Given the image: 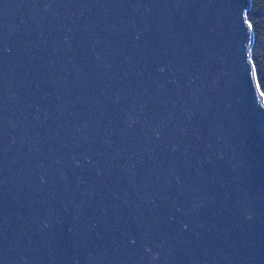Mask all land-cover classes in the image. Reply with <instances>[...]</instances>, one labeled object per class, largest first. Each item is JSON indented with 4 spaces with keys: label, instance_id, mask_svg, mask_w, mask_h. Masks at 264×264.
<instances>
[{
    "label": "water",
    "instance_id": "1",
    "mask_svg": "<svg viewBox=\"0 0 264 264\" xmlns=\"http://www.w3.org/2000/svg\"><path fill=\"white\" fill-rule=\"evenodd\" d=\"M251 0H0V264H264Z\"/></svg>",
    "mask_w": 264,
    "mask_h": 264
},
{
    "label": "trees",
    "instance_id": "2",
    "mask_svg": "<svg viewBox=\"0 0 264 264\" xmlns=\"http://www.w3.org/2000/svg\"><path fill=\"white\" fill-rule=\"evenodd\" d=\"M247 18L254 33L251 59L259 86L264 93V0H251Z\"/></svg>",
    "mask_w": 264,
    "mask_h": 264
}]
</instances>
